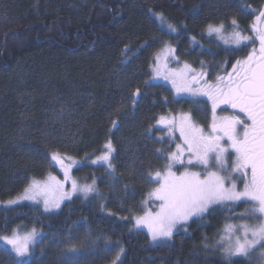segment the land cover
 <instances>
[{
  "label": "trees",
  "instance_id": "1",
  "mask_svg": "<svg viewBox=\"0 0 264 264\" xmlns=\"http://www.w3.org/2000/svg\"><path fill=\"white\" fill-rule=\"evenodd\" d=\"M263 5L264 0H0V235L34 227L62 236L82 225L93 240L109 242L112 252L122 246L123 264H221L220 248L212 247L226 224L244 223L234 217L249 205L235 213L231 205L220 206L168 240L153 242L134 228L135 218L156 207L149 194L157 183L148 176L166 161L154 153L171 150L160 118L176 122L175 114L190 113L204 127L212 120L206 96L177 98L171 87L153 82L152 65L169 43L195 74H228L254 47H237L231 33L254 36ZM209 24L224 25L222 38L208 35ZM137 89L134 103L130 97ZM109 143L116 149L112 169L93 164ZM53 153L73 158L80 165L75 175L87 183L96 178L97 191L77 195L56 212L31 203L5 206L31 181L55 172ZM114 170L115 179L108 175ZM54 243L47 242L31 264H56ZM0 264H12V257L0 251ZM233 264L260 260L236 257Z\"/></svg>",
  "mask_w": 264,
  "mask_h": 264
},
{
  "label": "snow or ice",
  "instance_id": "2",
  "mask_svg": "<svg viewBox=\"0 0 264 264\" xmlns=\"http://www.w3.org/2000/svg\"><path fill=\"white\" fill-rule=\"evenodd\" d=\"M160 19L163 24V17ZM256 19L264 20V10L258 13ZM230 26L237 29V21L232 19ZM167 29L176 32L170 24ZM223 29V24L207 26L209 36L215 33L222 38ZM251 30L254 36L243 35L241 31L234 30L231 33L232 42L242 48L255 45L258 41V53L257 49L252 47L245 59L236 60L227 76L216 77L217 83H209L204 79V73L192 74L190 78L185 72L173 74L171 83L177 94L189 92L193 97L206 96L211 101L212 120L206 132L203 127L194 123L190 114L183 116L179 126L182 143L175 145V151L157 150L154 153L166 161L163 172L156 171L154 178L148 176L150 182L159 185L149 194L157 202L156 210L146 211L135 223L136 227L147 228L153 242L163 241L170 239L175 229L184 227L194 218L202 219L220 206L231 205L228 210L235 213L236 208L249 205L244 208L243 213L236 214L234 218L240 221L252 219L257 222L229 223L224 226V235L216 242L223 256L221 264H233L236 257L251 258L253 252H257L256 258L264 262V28L254 24ZM190 39L195 43V37ZM184 68L190 71L189 65L185 64ZM164 78L169 79L168 76ZM139 95L140 91L137 89L130 98L135 103V97ZM221 104L238 109L245 119L235 115L217 120L215 113ZM159 123L171 125L164 117L160 118ZM169 135H172L171 127ZM106 148L105 154L92 163L103 162L108 169H112L110 161L114 149L111 143L107 144ZM230 157L234 158L230 160ZM65 160L68 163H65ZM50 161L63 169L64 181H56L55 177H50V180L55 181L58 189H62L64 184L70 181L71 192L62 193L59 199L51 202L47 198L43 199L45 211L58 209L62 199H70L72 193L77 191L85 198L96 191L95 178L92 184L79 186L70 176L73 165L77 163L71 157L53 153ZM197 166L204 169L203 174L190 170ZM174 168L179 174L173 171ZM213 168L217 171H213ZM180 169L183 170L179 171ZM108 175L116 178L114 171H109ZM46 189L47 186L33 181L32 185L25 189L23 199L37 200L41 193H46ZM18 199L9 200L7 203L16 204ZM80 226L82 225H77ZM45 238V235L38 233L36 229L23 236L13 230L10 235H0V251L12 257V264H31L28 257L32 255L35 246ZM64 243L71 244V237ZM116 247L119 248V254L113 264H123L120 255L124 254V248L120 245ZM77 252L75 246L68 249L65 253V264H75L72 257L76 256Z\"/></svg>",
  "mask_w": 264,
  "mask_h": 264
},
{
  "label": "rangeland",
  "instance_id": "3",
  "mask_svg": "<svg viewBox=\"0 0 264 264\" xmlns=\"http://www.w3.org/2000/svg\"><path fill=\"white\" fill-rule=\"evenodd\" d=\"M264 10V5L263 8ZM257 27H261L264 28V20H261ZM257 44V42H256ZM255 44V48L257 49V53H258V49H259V45ZM157 59V62L154 66V63ZM243 60V59H242ZM187 64L186 62L182 61L176 54V49L174 46H172L169 43H166L164 46H162L159 51L156 53L155 55V59L152 65V80L153 82L156 83H164L165 85H168L169 87H171V89L173 90L175 96L177 98H188V99H206L204 96H199V97H193L191 93L189 92H181L179 94L176 93L175 88L173 87L171 80L173 78V74L177 73V72H185L188 77L190 78L192 74H195L193 72V69L190 67V71L184 68V65ZM168 76L169 79H165L164 77ZM222 76H227V74L222 75ZM204 79H206L209 83H214L216 81L215 79H211L209 77L208 74H206V76L204 77ZM195 87V85L193 86ZM190 113H181V114H175L177 115L176 118V122L173 121L171 125L169 124H162V127H167V132L169 133V128H172V135H168L166 134V136L169 138V145L172 151H175V145L182 143V140L180 138V132H179V126H180V121L181 118L185 115H188ZM191 115V114H190ZM213 115V114H212ZM235 115H239L241 117V119H245L244 115L239 113L238 109H233L230 105H219V107L216 109V113L215 116L217 118V120H219L220 118L223 117H231V116H235ZM192 117V115H191ZM193 121L195 124H197L200 127H203L205 129V131L207 132L208 127H204L199 125L194 118L192 117ZM170 120H172L170 118ZM169 119H167L166 121H170ZM241 130V129H238ZM242 131V130H241ZM172 146V147H171ZM105 154V152L101 153L100 155H98V157L103 156ZM111 156H113V154H111ZM234 157H230L229 159H233ZM73 159V158H72ZM74 160V159H73ZM75 161V160H74ZM112 161V158H111ZM110 161V162H111ZM65 163H68L67 160H65ZM97 165L103 164V162H99L96 163ZM55 172L51 171L46 177H44L43 179L40 180H34L36 182H38V184H40L41 186H47L46 189V193H41L38 197L37 200H29V199H23L24 193L25 191L22 193H20L19 195H17L15 198L18 199V202L16 204H8L5 205L7 207H11V206H15L18 204H22V203H31V204H36V205H40L43 208V199L47 198L49 199V201H54L56 199H59L61 197L62 193H69L71 192V186H70V181L65 183L62 189H58L56 187V183L53 180H50V177H55L56 181H64V173H63V169L58 165L55 164ZM78 167H80V165H78L77 163L75 165H73L71 172H70V176L75 179L78 183L79 186H83L85 184H92L91 183H87V180H84V182H82L74 173V170ZM183 169H180L179 171H182ZM191 171H199L203 174L204 169L200 166L197 167H193L190 169ZM213 171H217V169L213 168ZM161 172L164 171L160 170ZM173 171H177V174H179L178 170L176 168L173 169ZM222 175H226L225 173H221ZM155 177V174L153 176V178ZM96 181V178H95ZM33 183V181L30 182V184L28 185L27 188H29V186H31ZM238 185H240V181L237 180ZM96 185V183H95ZM94 185L96 191L97 188ZM242 186V185H241ZM157 187H159V185L157 184ZM26 188V189H27ZM95 191V192H96ZM83 195L80 191H77L75 193H72L70 199L69 198H64L61 200L60 203V207L59 209L66 203L71 201L73 198H75L77 195ZM84 196V195H83ZM153 199L155 200V198L153 197ZM14 200V199H13ZM58 209V210H59ZM57 208H51L48 211L45 212H56L58 211ZM156 207L154 210L151 211H155ZM149 211V210H147ZM244 212V210H242V213ZM145 214L141 215L140 217H143ZM138 217V218H140ZM136 219H134V228L137 230H142L146 233L149 234L148 230L146 227L141 226V227H136L135 223H136ZM251 219H247L244 221V223H248V224H253L256 223L257 221L253 222L250 221ZM191 221V220H190ZM189 221V222H190ZM188 222V223H189ZM187 223V224H188ZM186 224V225H187ZM186 225H184V227L182 228H177L174 230V233L178 232L179 230L183 229L186 227ZM32 229H36V231L38 233L43 234L40 230H38L37 228L31 227V228H23V227H17L14 230L18 231V233L23 236L25 233L30 232ZM173 233V234H174ZM150 235V234H149ZM224 235V232L221 233V236ZM220 236V237H221ZM45 239L43 240L42 243H39L35 246V248L32 250V256L28 257L29 260H33V259H37V256H40V254H44L43 250L44 247L46 245L47 242L52 241V242H56L54 243V246H56V251L53 253L54 258L56 259V264H65V261L67 259L65 253L68 251V249H70L71 247L75 246L76 248H80L78 249L77 255L72 257L73 261L75 262V264H113L111 263V261L113 262L115 260V257L119 254V251H115L112 252L111 250H109L108 244L109 242H104V240H93L89 234V232L87 231L86 228L80 226L75 228L71 233H69L68 235H62V236H54V235H45ZM69 237H71L72 243L71 244H67L63 242L64 240H67ZM151 237V236H150ZM220 237L216 240V242L220 239ZM99 241V242H98ZM93 242V243H92ZM216 242L215 245L212 247L213 251L215 252L216 250H219V247L216 246ZM225 243H227V241H225ZM93 244V245H92ZM67 246V249L64 248V246ZM71 245V246H70ZM10 247V246H9ZM60 247V248H59ZM69 247V248H68ZM55 248V247H54ZM210 248V249H212ZM87 249V250H86ZM36 250V251H35ZM89 250V251H88ZM218 253V252H217ZM81 254V255H80ZM85 254V255H84ZM221 250L219 255L221 257H223L221 255ZM258 255L257 252H253L251 254V258L246 257L250 262L255 261L258 262V259L256 258ZM223 259V258H222ZM260 264H264V262L260 261Z\"/></svg>",
  "mask_w": 264,
  "mask_h": 264
},
{
  "label": "bare ground",
  "instance_id": "4",
  "mask_svg": "<svg viewBox=\"0 0 264 264\" xmlns=\"http://www.w3.org/2000/svg\"><path fill=\"white\" fill-rule=\"evenodd\" d=\"M166 28H167V26H166ZM122 57V56H121ZM114 132V131H113ZM111 134V133H110ZM101 148V147H100ZM116 150V149H115ZM114 150V151H115ZM106 152V151H105ZM51 163V162H50ZM52 165V164H51ZM113 166V165H112ZM114 172H115V170H114ZM49 173V172H48ZM100 174V173H99ZM96 176V175H95ZM83 177V176H82ZM93 177V176H92ZM120 177V176H119ZM145 177H147V176H145ZM118 178V177H117ZM99 179V178H98ZM91 181V180H90ZM114 182V181H113ZM122 183V182H121ZM96 186V185H95ZM97 188V187H96ZM132 192V191H131ZM100 193V192H99ZM108 197V196H107ZM14 199H16V198H14ZM103 199V198H102ZM12 200V199H11ZM2 205V204H1ZM113 215H114V213H113ZM123 218V217H122ZM97 239V238H96ZM99 242V241H98ZM93 243V242H92ZM93 245V244H92ZM71 246V245H70ZM69 248V247H68ZM78 248V247H77ZM78 249H80V248H78ZM87 250V249H86ZM36 251V250H35ZM89 251V250H88ZM45 252V251H44ZM33 255V254H32ZM31 255V256H32ZM81 255V254H80ZM85 255V254H84ZM111 263H113L112 261H111Z\"/></svg>",
  "mask_w": 264,
  "mask_h": 264
},
{
  "label": "flooded vegetation",
  "instance_id": "5",
  "mask_svg": "<svg viewBox=\"0 0 264 264\" xmlns=\"http://www.w3.org/2000/svg\"><path fill=\"white\" fill-rule=\"evenodd\" d=\"M257 45V44H256ZM254 47H255V45H254Z\"/></svg>",
  "mask_w": 264,
  "mask_h": 264
}]
</instances>
